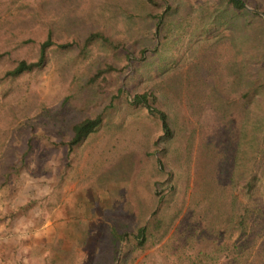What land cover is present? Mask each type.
<instances>
[{
    "label": "rangeland",
    "instance_id": "374dc122",
    "mask_svg": "<svg viewBox=\"0 0 264 264\" xmlns=\"http://www.w3.org/2000/svg\"><path fill=\"white\" fill-rule=\"evenodd\" d=\"M251 2L264 12V0ZM169 3L174 35L161 43L163 8L148 0H0V216L39 243L40 264H264L262 134L252 115L243 127L235 85L264 71L244 56L256 32L231 10L218 28L223 0ZM98 29L124 46L82 53L76 41ZM51 31L46 64L8 75L38 58ZM106 62L116 71L93 82ZM145 90L159 95L172 136L129 101ZM218 90L227 117L213 108ZM98 113L102 126L70 148L73 125ZM246 208L249 233L237 240Z\"/></svg>",
    "mask_w": 264,
    "mask_h": 264
},
{
    "label": "trees",
    "instance_id": "16d2710c",
    "mask_svg": "<svg viewBox=\"0 0 264 264\" xmlns=\"http://www.w3.org/2000/svg\"><path fill=\"white\" fill-rule=\"evenodd\" d=\"M148 1L153 5L163 8L161 12L154 15L157 27L156 36L159 37L161 43L167 41L169 38H171V36L174 35L172 26L173 22L170 20V16L177 11V6L169 3V0ZM247 4L255 6L256 8H260L259 6L254 5L251 0H223V4L219 5L217 10L218 12L216 13V16L218 15V22L215 19L214 21L218 23V28L222 27L224 23L228 22L225 21V17L227 16V12L229 10L233 11L235 16L244 17V26L252 27L255 30L256 34L254 37H250L248 34L243 37L244 41L242 42V44L245 42L249 44L251 43V51H249L247 55H244L243 49L239 46L238 52H242V54L247 58L248 61H252L256 65H261L262 63H264V16L248 9ZM218 37H220V35H218ZM76 42L78 43V46H80L82 53L90 45L97 42H102L103 44L115 49H120L124 46L123 41H120L119 39L114 40L112 37H110V35H107L101 29L90 32L83 43L78 41ZM56 44L57 41L51 31L49 32L47 38L42 42L40 46L39 56L36 60L29 61L27 59H21L12 69L7 71V74L11 77H18L25 72H29L34 70L35 68L42 67L47 62L49 49ZM67 45H73V43L61 46L66 47ZM125 50L126 49H124V51ZM127 53L129 54L128 51ZM145 54L146 48H143L141 50V57L143 58ZM1 57L2 55H0V58ZM245 66L246 63H244V67ZM114 71H116L115 65L111 62H106L104 67H99L97 69L92 81L96 82L104 74L112 73ZM235 85L237 87L238 101H240V108L242 110L240 118L243 120V127H245V117L252 115V117H254V130L259 131L262 134V136L260 137L255 135L253 138H255V140L260 138L262 149H264V71H256L254 77H251L249 73L244 72L236 78ZM120 92H123V88L120 89ZM129 101L132 104H136L138 106H145L150 113H152L159 119L165 134L168 136L173 135L174 130L172 128L169 114L166 110L161 108L160 97L155 91L145 90L138 92ZM213 108L218 112V114L224 115V117H227L232 111V105H229L227 101H225V97L219 92V90L218 103L216 102L213 105ZM103 122V113H98L94 117H87L75 123L72 127L73 135L71 140L69 141L70 148H73L74 146L80 144L88 136L96 132L102 126ZM242 140L243 139L237 141V149L241 148V145L243 144L241 142ZM256 176L257 174L252 175L249 184H251L252 180H254ZM230 179L234 180L233 174ZM248 213L249 211L246 208L242 213L237 215L238 219L236 220V226L239 230V236L237 240H243L249 233ZM233 220H235V217H232V221ZM163 225V218H158L155 223L156 228L159 229L160 227H163ZM148 233L149 228L147 226H143L140 229L139 235L141 236V238H143ZM141 243H143V241ZM232 245H234L235 247L236 245H238L239 247V244H236V242L232 243ZM233 252H236V258H240L238 249L233 250Z\"/></svg>",
    "mask_w": 264,
    "mask_h": 264
},
{
    "label": "crops",
    "instance_id": "0c3cea01",
    "mask_svg": "<svg viewBox=\"0 0 264 264\" xmlns=\"http://www.w3.org/2000/svg\"><path fill=\"white\" fill-rule=\"evenodd\" d=\"M14 217L0 216V264H40L45 262V254L41 256L39 243L24 242V235L21 234ZM17 236L19 239L14 240ZM38 238L39 234H35ZM44 250V249H42Z\"/></svg>",
    "mask_w": 264,
    "mask_h": 264
},
{
    "label": "water",
    "instance_id": "95a60500",
    "mask_svg": "<svg viewBox=\"0 0 264 264\" xmlns=\"http://www.w3.org/2000/svg\"><path fill=\"white\" fill-rule=\"evenodd\" d=\"M247 7H248V9H250L251 11L257 12V13H259V14H261V15L264 16V12H263V11H261V10H259V9H257V8H254V7L248 6V5H247Z\"/></svg>",
    "mask_w": 264,
    "mask_h": 264
}]
</instances>
